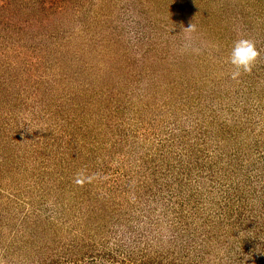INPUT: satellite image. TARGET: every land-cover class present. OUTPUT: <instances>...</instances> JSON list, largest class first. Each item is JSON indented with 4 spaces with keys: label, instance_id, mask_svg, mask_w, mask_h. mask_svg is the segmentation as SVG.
I'll return each mask as SVG.
<instances>
[{
    "label": "rangeland",
    "instance_id": "1",
    "mask_svg": "<svg viewBox=\"0 0 264 264\" xmlns=\"http://www.w3.org/2000/svg\"><path fill=\"white\" fill-rule=\"evenodd\" d=\"M0 264H264V0H0Z\"/></svg>",
    "mask_w": 264,
    "mask_h": 264
},
{
    "label": "clouds",
    "instance_id": "2",
    "mask_svg": "<svg viewBox=\"0 0 264 264\" xmlns=\"http://www.w3.org/2000/svg\"><path fill=\"white\" fill-rule=\"evenodd\" d=\"M187 28L194 29V26L191 25ZM258 56L259 50L256 48L252 39L240 37L233 40L226 58V62L230 64L233 69L231 77L235 79L239 77L241 73L250 72Z\"/></svg>",
    "mask_w": 264,
    "mask_h": 264
}]
</instances>
